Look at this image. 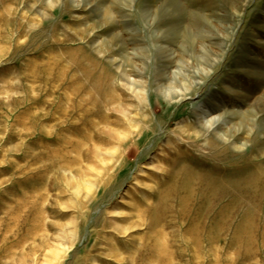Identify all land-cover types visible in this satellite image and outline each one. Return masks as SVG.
Returning <instances> with one entry per match:
<instances>
[{
  "label": "rangeland",
  "instance_id": "1",
  "mask_svg": "<svg viewBox=\"0 0 264 264\" xmlns=\"http://www.w3.org/2000/svg\"><path fill=\"white\" fill-rule=\"evenodd\" d=\"M0 264H264V0H0Z\"/></svg>",
  "mask_w": 264,
  "mask_h": 264
},
{
  "label": "bare ground",
  "instance_id": "2",
  "mask_svg": "<svg viewBox=\"0 0 264 264\" xmlns=\"http://www.w3.org/2000/svg\"><path fill=\"white\" fill-rule=\"evenodd\" d=\"M215 123H216V122H215ZM209 126L211 127V125H204V127H206V128L209 127Z\"/></svg>",
  "mask_w": 264,
  "mask_h": 264
}]
</instances>
